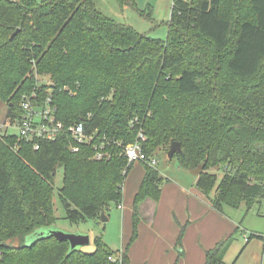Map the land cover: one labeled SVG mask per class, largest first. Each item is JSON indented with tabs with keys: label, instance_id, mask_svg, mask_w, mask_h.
Returning a JSON list of instances; mask_svg holds the SVG:
<instances>
[{
	"label": "trees",
	"instance_id": "trees-1",
	"mask_svg": "<svg viewBox=\"0 0 264 264\" xmlns=\"http://www.w3.org/2000/svg\"><path fill=\"white\" fill-rule=\"evenodd\" d=\"M118 2L124 8L135 0ZM171 12L167 39L157 40L105 16L94 0H0L7 117L20 118L26 96L50 92L65 127L83 121L87 134L107 138L110 153L94 159L99 141L72 151L78 144L69 134L42 140L39 150L16 133L0 141V264H127L141 204L161 199L160 170L145 163L125 253L101 237L91 255L52 235L29 245L26 239L57 222L58 168L72 225L99 222L111 203L120 206L133 167L122 148L139 131L148 160L159 163L173 142L181 145L173 159L200 169L197 187L218 212L264 201V0H174ZM42 77L50 85L40 86ZM234 236L208 251L205 264H226ZM253 240L264 242V234L250 233L245 242Z\"/></svg>",
	"mask_w": 264,
	"mask_h": 264
},
{
	"label": "crops",
	"instance_id": "crops-1",
	"mask_svg": "<svg viewBox=\"0 0 264 264\" xmlns=\"http://www.w3.org/2000/svg\"><path fill=\"white\" fill-rule=\"evenodd\" d=\"M176 172L178 177L173 180L169 175L168 177L161 174L163 184L159 201L148 199L141 204L138 236L127 252V264H205L206 253L235 234L224 256L225 263L228 264L226 257L236 244L237 236L248 231L242 227L240 211H237L242 207L234 209V212L230 210L233 208L225 207L223 212H218L212 207L210 199L197 187L199 173L182 168L176 169ZM138 190L136 187L128 196L129 205L122 203L123 208H119L124 215V234L119 250L122 253L126 252L133 234V198ZM124 191L125 187V199ZM113 220L114 216L110 215L107 221ZM253 241L260 242L256 248V257L258 263L264 264V242ZM251 243L252 241L240 246V253L233 264L253 246ZM236 246L238 248V244Z\"/></svg>",
	"mask_w": 264,
	"mask_h": 264
},
{
	"label": "rangeland",
	"instance_id": "rangeland-1",
	"mask_svg": "<svg viewBox=\"0 0 264 264\" xmlns=\"http://www.w3.org/2000/svg\"><path fill=\"white\" fill-rule=\"evenodd\" d=\"M38 2H43L45 0H36ZM96 8L105 16L111 18L113 21H116L120 24L127 25L134 28L136 31L143 35H148L153 39L157 40H166L169 31V21L172 15V5L174 0H135L134 5L126 6L121 8L118 0H94ZM43 78V79H42ZM40 80V86L42 84L51 83V78L42 77ZM39 80V81H40ZM48 85V86H49ZM9 114V109L6 103L0 100V120L6 119ZM160 170L162 176H170L173 180L174 177H178L176 169L182 168L179 166L178 159L170 160L168 155L164 152H161L159 155V164L157 166ZM183 169V168H182ZM185 170V169H184ZM200 169L193 171L196 174L199 173ZM215 171V170H214ZM145 172V167L142 162H136L132 167L129 175L125 179V195L126 198H122L124 203L123 205H129V197L133 190L141 185ZM219 173V180L221 179L223 173ZM63 168H58L55 177V195H54V208L55 216L57 217V222L51 228H44L37 233L29 235L26 239V245L31 244L36 238L37 235L42 233H48L49 230H61L66 233H83L90 236V243L88 245L82 246L79 250L92 254L96 250L95 239L101 237L103 242L109 246L113 251L121 250V243L123 241V217L122 210H119V206L115 203H111L108 211L106 212L107 216L110 218V215L114 216L113 221H104L99 220V222L90 220L85 223H79L72 225L66 219V212L63 206L62 201L60 200V189L63 187ZM168 176V177H169ZM231 212H234V209ZM242 227L248 231L239 234L237 236L236 244L230 249V252L227 254V263L233 264L237 260L239 255V250L241 245H245V238L250 234V232H256L259 234H264V201L260 205H255L249 211H247L246 205L244 204L240 210ZM110 214V215H109ZM253 246L243 255L240 256L236 264H260L257 261L258 250L256 248L260 245V242L252 241ZM251 243V244H252ZM250 244V245H251ZM249 245V246H250ZM249 248V247H248Z\"/></svg>",
	"mask_w": 264,
	"mask_h": 264
},
{
	"label": "built area",
	"instance_id": "built-area-1",
	"mask_svg": "<svg viewBox=\"0 0 264 264\" xmlns=\"http://www.w3.org/2000/svg\"><path fill=\"white\" fill-rule=\"evenodd\" d=\"M53 97L50 92H48L46 97L32 95L26 96L21 104L23 113L20 118L12 119L11 117H6L4 120H0V141H4L6 136L9 134L16 133L20 138L32 142L35 150L40 149V144L42 140L55 141L57 138L64 134H69L78 145L73 146L72 151L77 152L79 150V145L90 144L99 141V145L95 147L94 159L98 161H103L110 153L105 151L107 138L98 137L96 132L87 134L85 123L80 121L78 124L72 125L70 128H66L64 123H62L57 118V108L54 105ZM138 139L133 145L124 146L122 148V153L128 158L129 164H135L136 162H142L151 167L158 166V160L156 158L147 159L145 153L142 151V141H145L144 134L139 131L137 135ZM110 144V143H108ZM122 146V144H120ZM120 209L123 208L121 205ZM248 236L245 238V241ZM122 254H120L119 261H121ZM116 261V259H112Z\"/></svg>",
	"mask_w": 264,
	"mask_h": 264
},
{
	"label": "water",
	"instance_id": "water-1",
	"mask_svg": "<svg viewBox=\"0 0 264 264\" xmlns=\"http://www.w3.org/2000/svg\"><path fill=\"white\" fill-rule=\"evenodd\" d=\"M182 152L183 151H182L181 145L177 142H173L170 146L169 153H168L169 159H173L175 154L177 153L181 154ZM54 176H56V174ZM107 220H108V217L103 214L102 221L106 222ZM50 235L54 236L59 241H67L72 251L79 250L80 247L88 245L91 241L90 236L83 234V233L71 234V233L63 232L61 230H53V229L49 230L48 233L44 232L42 234L37 235L38 238L36 239L44 238Z\"/></svg>",
	"mask_w": 264,
	"mask_h": 264
}]
</instances>
